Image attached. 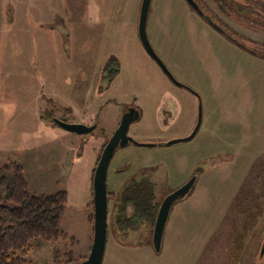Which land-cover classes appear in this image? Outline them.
I'll return each instance as SVG.
<instances>
[{
    "label": "rangeland",
    "instance_id": "1",
    "mask_svg": "<svg viewBox=\"0 0 264 264\" xmlns=\"http://www.w3.org/2000/svg\"><path fill=\"white\" fill-rule=\"evenodd\" d=\"M251 1V13L238 10L242 0L225 1L229 24L204 8L225 35L186 0H152L148 38L179 86L142 45L143 0H0V167L18 162L32 192L68 196L67 237L35 240L28 264H67L70 251L75 261L89 257L93 171L130 107L139 112L134 144L116 149L110 192L146 176L161 205L197 181L173 206L160 253L157 216L122 228L111 199L102 264H264V26L249 18L264 0ZM200 107V128L185 141ZM54 119L96 129L77 135Z\"/></svg>",
    "mask_w": 264,
    "mask_h": 264
},
{
    "label": "trees",
    "instance_id": "2",
    "mask_svg": "<svg viewBox=\"0 0 264 264\" xmlns=\"http://www.w3.org/2000/svg\"><path fill=\"white\" fill-rule=\"evenodd\" d=\"M242 1L243 7L238 6V10L251 13L250 10L253 8L254 2L251 0L250 2ZM258 11V14H261L260 16L250 15L249 18L263 27L264 18L262 15L264 9L261 8ZM226 12L231 15L228 10ZM261 19L262 21H260ZM248 28H250V25ZM246 35L247 33L244 32L241 36L245 37ZM236 40L235 42L239 44L240 40ZM114 64L115 62L109 61L105 66V72H107L111 81L118 72L117 69L112 68ZM95 170L93 171L92 181L94 180ZM111 199L118 202L120 215L118 216V224L122 228L133 226L138 221L142 222L156 218L160 208V203L157 202L155 185L146 176H143L139 181L134 178V181L127 184L119 195L110 192L108 189V201ZM67 202L68 196L65 191L43 195L32 192L22 164L14 161L3 164L0 167V264H28L27 257L33 251L35 240L51 242L67 237L62 229ZM94 215L93 212L89 216L93 230ZM260 252H262V248ZM260 256L261 253L259 254V263L262 259L264 261V256L261 259ZM65 257L68 258L67 264L81 262L73 259L72 251L66 253Z\"/></svg>",
    "mask_w": 264,
    "mask_h": 264
},
{
    "label": "water",
    "instance_id": "3",
    "mask_svg": "<svg viewBox=\"0 0 264 264\" xmlns=\"http://www.w3.org/2000/svg\"><path fill=\"white\" fill-rule=\"evenodd\" d=\"M152 0H143L140 13L139 21V36L145 51L155 60L161 67L163 72L177 85L182 86L176 81L172 73L169 71L167 66L156 54L152 47L148 34H147V23L149 12L151 8ZM192 6L195 7L193 0H188ZM211 22L210 18H207ZM199 121L194 132L185 139V141L191 140L196 135L200 128L202 120V109H199ZM139 112L136 109H131L128 114H125L120 127L113 134L112 138L104 148L102 156L98 162L95 170L93 180V191H94V241L91 247L89 257L77 264H102L104 254L108 241V218H109V201H108V169L110 162L114 156L116 149L120 146H126L130 142L134 143L133 138L128 135L129 128L132 123L139 117ZM137 114L138 116H135ZM55 124L68 132L77 135L90 134L96 129V125L88 126L81 123H68L64 120L54 119ZM178 140L173 141L172 144L177 143ZM197 177L191 178L186 184L178 188L171 194H169L161 203L153 232V247L156 253H160L163 243V237L165 229L172 211L173 206L180 201H184L192 192L194 185L196 184ZM264 256V243L260 259Z\"/></svg>",
    "mask_w": 264,
    "mask_h": 264
},
{
    "label": "flooded vegetation",
    "instance_id": "4",
    "mask_svg": "<svg viewBox=\"0 0 264 264\" xmlns=\"http://www.w3.org/2000/svg\"><path fill=\"white\" fill-rule=\"evenodd\" d=\"M187 3L189 4V6L193 7L194 11L196 13H198L200 15V17L205 21L207 22L214 30H218L220 32H222L223 34L227 35V31L223 28L222 25H220L219 23L215 22L214 19L208 17V14L206 13L207 10L204 11V8L206 7H210V9L213 10V12L215 13L216 17H218V20H222L224 21V24H229L228 21H225L227 16H229V13L226 12V8H225V1L226 2H231L232 0H207L206 2L203 1V0H193L194 4H195V7L192 6V4H190V2H188V0H186ZM247 2H250V0H246ZM207 18H210L211 22H209V20ZM134 109V107H130L127 112L125 114H128V112L131 110V109ZM124 114V115H125ZM123 115V117H124ZM122 117V119H123ZM122 119H121V122H122ZM121 122L118 126V128L120 127L121 125ZM133 124V123H132ZM131 124V126H132ZM130 126V127H131ZM118 130V129H117ZM116 130V131H117ZM128 135L133 138L131 135H130V128H129V132H128ZM134 140V139H133ZM132 143V142H130ZM108 144V143H107ZM106 144V145H107ZM134 144V143H133ZM106 147V146H105ZM104 151V150H103ZM132 181H134V177H131L129 180L126 181V183H123L122 187L120 190H118L117 192L116 191H113V192H116V194L119 195V193L123 192L124 190V187L131 183ZM109 189V188H108ZM110 191V190H109ZM191 194V193H190Z\"/></svg>",
    "mask_w": 264,
    "mask_h": 264
}]
</instances>
